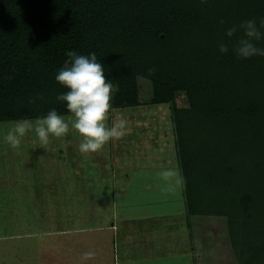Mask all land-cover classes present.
<instances>
[{"label": "trees", "instance_id": "obj_1", "mask_svg": "<svg viewBox=\"0 0 264 264\" xmlns=\"http://www.w3.org/2000/svg\"><path fill=\"white\" fill-rule=\"evenodd\" d=\"M261 17L264 0H0V122L67 116L65 50L95 52L115 110L140 105V79L170 110L187 213L224 218L238 264H264V57L218 48Z\"/></svg>", "mask_w": 264, "mask_h": 264}, {"label": "crops", "instance_id": "obj_2", "mask_svg": "<svg viewBox=\"0 0 264 264\" xmlns=\"http://www.w3.org/2000/svg\"><path fill=\"white\" fill-rule=\"evenodd\" d=\"M131 109L112 111L110 123L123 119L126 130L87 154V169L77 170L76 157H68L75 173L70 177L60 175L64 145L52 151V166L30 151L22 161L5 160L9 184L3 212L30 213L32 222L42 223L36 253L70 264H81L76 260L88 252L87 264H238L226 220L187 213L173 129L157 132L160 114L146 116L144 110L141 117ZM148 128L157 133L149 135ZM165 169L178 171V189L174 180L158 175ZM36 230L6 238H29Z\"/></svg>", "mask_w": 264, "mask_h": 264}, {"label": "clouds", "instance_id": "obj_3", "mask_svg": "<svg viewBox=\"0 0 264 264\" xmlns=\"http://www.w3.org/2000/svg\"><path fill=\"white\" fill-rule=\"evenodd\" d=\"M224 31L228 40L219 43L220 53H227L231 44L232 51L240 59L264 57V46L260 43L264 41V17L259 21L255 18L242 20L238 25L226 27ZM237 32L242 35L232 43L231 38ZM65 55L67 59L57 70L55 80L66 91L58 92L56 100L64 103L69 114L65 116L56 108H51L34 119L23 117L2 121L0 143L16 148L26 134L32 133L34 140L43 146L50 138H62L71 130L79 139L81 154H89L101 150L107 142L124 134L125 120L109 123L110 112L115 110L112 104L115 88L111 79L106 77L104 65L97 59L96 53L78 54L75 50L66 49ZM158 175L165 181L181 182L175 169H165ZM85 255L90 256L92 253Z\"/></svg>", "mask_w": 264, "mask_h": 264}, {"label": "rangeland", "instance_id": "obj_4", "mask_svg": "<svg viewBox=\"0 0 264 264\" xmlns=\"http://www.w3.org/2000/svg\"><path fill=\"white\" fill-rule=\"evenodd\" d=\"M139 86H140V105L136 108L131 109V111H134L133 113L136 114V116L143 117L142 111H146V116L153 115L156 113L160 114V121L161 124L158 123L157 125V132H161L162 130L166 129L167 131L173 129V126H170L171 123V116H170V110L168 111L166 106H153L150 104V100L152 97V85L150 82L140 79L139 80ZM183 102V101H180ZM181 104V103H180ZM181 105H185V102H183ZM156 110V111H155ZM128 115L130 112L127 113ZM153 123V122H152ZM152 123L149 122V125L152 126ZM7 127V126H5ZM170 127V128H169ZM147 133L149 135L157 133L152 128L147 129ZM76 136V137H75ZM118 139V138H117ZM60 142V143H59ZM57 144L64 145L63 151L64 154L60 156L63 158L60 160V175L63 178H66L67 176H72L75 174L71 170V165H73V162L69 159L72 157H76V162L78 165H76L77 170L81 166H86L87 169V154H81V152L78 149L79 139L77 138V135L73 131H69L68 134H66L62 138H50L49 142L46 145L41 146L38 142L34 140L33 134L28 133L25 135L24 138H22L21 144L16 147L12 148L6 143H0V264H70V262L66 259L59 258L53 260L52 254H45L44 256H41L36 253L37 249H39L40 245H37L40 240L43 239L41 237L40 232L42 230V223L35 224L31 221L30 213L26 212H8L4 213V207L6 208V205L4 206L7 198V192L5 189V185H8L9 181H6L4 178V173L7 172L6 169H4L5 160H9L11 157H16L17 160L22 161V158H25L28 155V151L31 152V157L36 156L39 158V161L43 160L45 163H47V160H49V166L54 163L53 160H55V157H53L52 151L57 153ZM53 145L55 147L53 148ZM66 152L68 153L67 155ZM71 153V154H69ZM69 157V158H68ZM28 158V157H27ZM47 159V160H46ZM171 159H174L172 156ZM5 162V163H4ZM19 166V165H18ZM85 169V170H86ZM49 173V172H48ZM45 181L50 180L46 176H44ZM174 182V181H173ZM18 182L17 184H19ZM47 183H50V181H47ZM48 184V186H49ZM175 184V183H174ZM179 188V184H177ZM175 188V186L173 185ZM49 189L51 187L49 186ZM10 192H12V188L8 189ZM14 191V189H13ZM15 191H20V187H16ZM53 191H51L52 193ZM26 218L28 220H26ZM27 224H31V228L33 230H36L38 227H40L39 230L35 231V235H32L29 238L23 237V238H6L7 236L19 234L20 232H24L25 230L28 231L31 228L27 226ZM43 228H46V225L43 226ZM81 235L77 234L76 236ZM85 238L87 239V233L83 234ZM46 239H51V236H45ZM82 260H76L81 264H87V256L82 254ZM72 263V262H71ZM72 264H75L73 262ZM99 264V261L96 263Z\"/></svg>", "mask_w": 264, "mask_h": 264}]
</instances>
